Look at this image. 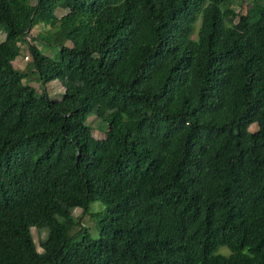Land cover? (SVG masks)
Returning a JSON list of instances; mask_svg holds the SVG:
<instances>
[{"label":"trees","instance_id":"trees-1","mask_svg":"<svg viewBox=\"0 0 264 264\" xmlns=\"http://www.w3.org/2000/svg\"><path fill=\"white\" fill-rule=\"evenodd\" d=\"M234 6L0 0V264H264V0Z\"/></svg>","mask_w":264,"mask_h":264},{"label":"rangeland","instance_id":"rangeland-1","mask_svg":"<svg viewBox=\"0 0 264 264\" xmlns=\"http://www.w3.org/2000/svg\"><path fill=\"white\" fill-rule=\"evenodd\" d=\"M250 1L251 0H234L235 10L237 12L244 14L246 10V6ZM63 14H65V11H61V10L56 11V15L58 17L62 16ZM3 40H4V33L0 31V42H2ZM37 46L39 47V49L42 51L43 54H46L50 56L51 58H56L57 53H58L57 47H47L41 43L39 44L37 43ZM12 64L15 69L20 70L21 72H26L27 76L24 78L22 82L24 84H27L28 86L33 87L38 94L45 92L47 97L50 98L51 100H58L62 98L61 96L64 94V87L60 81L55 80L45 85H42L38 81L37 75L32 73V69L30 67V64H31L30 53L25 46L23 45L19 46V54ZM86 124L92 128V134L96 139L104 138L105 127H106L105 123H103L99 119H96L94 116H90ZM254 128H255V125L251 126L250 130L252 131L254 130ZM99 208L101 209V205L99 203L97 202L93 203L90 206L89 212L93 213V211H97L99 210ZM75 215L81 216L82 220H85L83 221V223L85 224L84 227L87 228V230L89 231V234L92 237H96L97 232L94 230V226H90L91 219L88 216V214L83 215L81 214L80 210H76ZM31 232L33 234V238H34V242L36 244L37 250L40 251V240L45 236V233L39 234L36 230H34V228L31 229ZM222 249L224 248H221L220 250Z\"/></svg>","mask_w":264,"mask_h":264}]
</instances>
